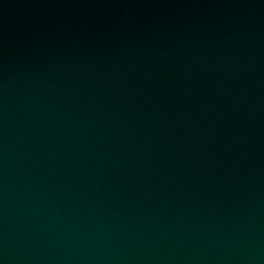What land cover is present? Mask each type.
Masks as SVG:
<instances>
[{"label":"water","instance_id":"water-1","mask_svg":"<svg viewBox=\"0 0 264 264\" xmlns=\"http://www.w3.org/2000/svg\"><path fill=\"white\" fill-rule=\"evenodd\" d=\"M0 264H264V0H0Z\"/></svg>","mask_w":264,"mask_h":264}]
</instances>
